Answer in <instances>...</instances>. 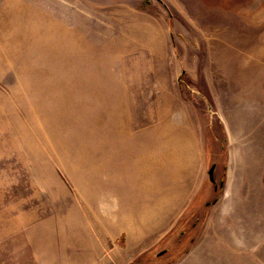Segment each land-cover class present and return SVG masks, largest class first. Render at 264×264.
<instances>
[{
    "label": "rangeland",
    "instance_id": "obj_1",
    "mask_svg": "<svg viewBox=\"0 0 264 264\" xmlns=\"http://www.w3.org/2000/svg\"><path fill=\"white\" fill-rule=\"evenodd\" d=\"M137 249L264 264V0H0V264Z\"/></svg>",
    "mask_w": 264,
    "mask_h": 264
},
{
    "label": "crops",
    "instance_id": "obj_2",
    "mask_svg": "<svg viewBox=\"0 0 264 264\" xmlns=\"http://www.w3.org/2000/svg\"><path fill=\"white\" fill-rule=\"evenodd\" d=\"M162 221H163L162 217H160V219L157 222H158V224H161ZM151 222H154V221H151ZM132 253H134V254H131V255H133V257H131V258L129 257L128 259H123L122 258L120 264H131L134 261V257L135 256L137 257L141 252H139V249H137L135 251H132Z\"/></svg>",
    "mask_w": 264,
    "mask_h": 264
},
{
    "label": "bare ground",
    "instance_id": "obj_3",
    "mask_svg": "<svg viewBox=\"0 0 264 264\" xmlns=\"http://www.w3.org/2000/svg\"><path fill=\"white\" fill-rule=\"evenodd\" d=\"M114 141H115V140H114ZM120 141H121V140H120ZM120 141L117 140V141H115V142H116V143H120ZM124 147H125V146H124ZM131 149H132L131 147H130V150H129V147H127L128 152L131 151ZM138 152H139V151H138ZM128 154H129V153H128ZM125 159H126V158H125ZM124 161H125V160H124ZM129 163H130V162H129ZM130 165H131V164H130ZM124 166H125V167L127 166V168H126V172H127L128 169H129V168H128V165L125 164ZM131 166H132V165H131ZM131 166H129V167H131ZM132 168H133V167H132ZM147 203H148V204H147L148 206H152V205H154V203H153V202H150V201H148ZM153 207H154V206H153ZM135 215H136V214H135Z\"/></svg>",
    "mask_w": 264,
    "mask_h": 264
},
{
    "label": "water",
    "instance_id": "obj_4",
    "mask_svg": "<svg viewBox=\"0 0 264 264\" xmlns=\"http://www.w3.org/2000/svg\"><path fill=\"white\" fill-rule=\"evenodd\" d=\"M214 170H215V166L213 165L209 171L210 173V178L211 180H215V177H214Z\"/></svg>",
    "mask_w": 264,
    "mask_h": 264
}]
</instances>
